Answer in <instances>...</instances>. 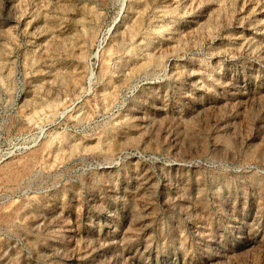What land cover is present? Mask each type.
I'll return each instance as SVG.
<instances>
[{"label": "rangeland", "instance_id": "374dc122", "mask_svg": "<svg viewBox=\"0 0 264 264\" xmlns=\"http://www.w3.org/2000/svg\"><path fill=\"white\" fill-rule=\"evenodd\" d=\"M0 264H264V0H0Z\"/></svg>", "mask_w": 264, "mask_h": 264}]
</instances>
